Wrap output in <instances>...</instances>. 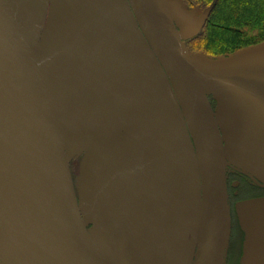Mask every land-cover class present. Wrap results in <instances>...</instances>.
I'll use <instances>...</instances> for the list:
<instances>
[{
	"label": "water",
	"instance_id": "95a60500",
	"mask_svg": "<svg viewBox=\"0 0 264 264\" xmlns=\"http://www.w3.org/2000/svg\"><path fill=\"white\" fill-rule=\"evenodd\" d=\"M118 1L135 40L132 46L137 47L143 68L147 67L150 143L140 144L136 131L119 122L118 117L125 113L117 99H110L116 113L97 93L95 41L111 9L119 21L115 0H76L58 20L50 13L37 32L36 53L22 33V28L36 29L35 20L30 24L35 11H28L23 0H0V264H123L124 259L128 264H184L185 256L187 264L225 263L230 233L226 170L230 162L237 161L235 151L226 144L230 142L226 127L219 125L226 118L217 107L214 111L208 95L216 92L222 98L217 90L228 86L237 91L241 109L253 111L244 115L264 110V61L233 66L248 54L242 53L238 59H228L225 68L196 63L183 40L199 32L208 10L186 31L191 15L176 25L166 0ZM118 25L122 31L123 24ZM259 54L264 58V51ZM44 64L50 69V84H66L69 96L81 100L76 104L78 117L63 111L65 123L69 127L105 124L103 136L85 130L65 141L42 78ZM170 87L181 109L179 116L167 97ZM159 95L166 104L169 143ZM224 103L235 107L229 101ZM100 115L109 117L98 121ZM114 128L120 129L115 136ZM190 151L199 178L197 232L195 227L192 237L183 230L176 244H171L164 235L157 187L170 176L177 159L186 165ZM77 160L80 165L74 184L70 163ZM127 188L133 195L115 201L116 193ZM131 199L135 212L128 214L124 204ZM251 204L240 205L244 209L264 207V199ZM144 211L151 223L145 238L134 236L133 229L136 224L143 226L138 217ZM258 222L253 250L264 254V218ZM251 230L254 234L255 228ZM190 240L192 246L188 247Z\"/></svg>",
	"mask_w": 264,
	"mask_h": 264
},
{
	"label": "rangeland",
	"instance_id": "374dc122",
	"mask_svg": "<svg viewBox=\"0 0 264 264\" xmlns=\"http://www.w3.org/2000/svg\"><path fill=\"white\" fill-rule=\"evenodd\" d=\"M75 1L76 0H23L28 11L31 9L35 11V17L33 20L30 19V24L35 20L34 27L36 29L25 30L22 28V33L26 37L30 49H32L34 53H36L35 39L37 32L42 24L48 20L50 13H52L53 18H55L56 14L55 20H58L61 16L65 15ZM115 3L119 21H116L113 9H111L112 12L110 16L105 18L100 24L102 28L95 41L94 56L95 64L101 77V91L103 94L107 92L116 94L118 103L125 113V115L123 114L124 118H121V122L128 128L136 131L140 144H144L145 142L150 143L152 140V133L147 116L146 93L140 81V75L143 69L142 60L137 47L132 46L135 40L130 33V28L127 25L121 4L118 0H115ZM15 5L16 3H14V6ZM169 5L172 8L171 14L176 25H179L187 14L191 15L186 25V31H188L195 21L203 14L197 7L192 11H188L176 2H172V4ZM222 5H224V3H220L218 7L220 8ZM15 9H17L16 6ZM119 22L123 24L122 31L119 29ZM53 24L54 21L51 26ZM33 31L35 32V36H33ZM196 35L197 34L193 35L189 42L190 53L196 63L203 65L217 64L225 68L229 66L225 64L228 59H238L237 56L242 53L248 54L243 57L242 60H239V62L232 63L233 66H243L248 62L256 63L257 61H264V58H261L259 54V51H264V41L237 49L232 53L212 55L203 50V48H205L203 36ZM41 74L49 90L52 106L65 141H67L66 138L69 135L73 136L75 133L85 130H96L102 133L107 131L105 124L80 123L78 125L72 124L69 127V125L65 123L63 111L66 110L70 116L74 115L78 117L76 104H81V100H77L76 96H69V91L65 90V85L58 82H51L50 84V69L46 64H44ZM165 82L167 83L166 78ZM261 86L264 92V75L262 76ZM217 91L222 92V98L218 93L211 92L214 95L215 107H217L219 112L224 114L227 121L219 120V125L221 129L223 126L226 127V135L230 141L226 142V144H229L235 151V160L238 162L230 163L239 168H241L240 164H244L254 171L264 172V110L256 109L257 111L254 115H244L243 112L253 111H251L250 108H246L245 111L241 109L244 107H242V103L236 97V90L230 91L228 90V86H225ZM64 94H67L68 97H65ZM167 97L170 106L173 107V111L179 116L181 109L177 98H175L172 87H170V91L167 92ZM158 99L161 109L165 111L166 104L164 99L161 95L158 96ZM227 101L234 104L235 107L224 103ZM120 116L122 117V115ZM145 116L147 117L146 121L144 120ZM83 117L84 116H82L81 119ZM109 127L113 128L112 125H109ZM188 138L192 141L189 133ZM186 144L188 146V141H186ZM146 145L149 147L147 143ZM246 157H249V159ZM77 162L78 161L74 162L72 165H76ZM186 165L182 160L177 159L174 167L171 169L170 176L165 177L162 180V185L157 187V195L163 212L164 235L165 239H168V242L171 244H176L183 230L192 237L195 227L197 232L198 217L200 214L199 178L197 164L191 151L190 158L186 161ZM73 170L78 180L77 169L73 167ZM135 182L136 177L132 180L130 186H133ZM136 194H140L139 185L136 187ZM237 210L240 211V218L238 213V224L244 234V239L242 253L237 255L236 264H264V254H262L260 250L259 252L253 250V238L256 237L259 219L264 218V207L249 206L248 209H244L243 205L239 204ZM256 211H258L257 214L255 213ZM138 218L141 219L143 226L137 224L133 226L134 236L145 238L148 235V226H151V223H149L145 211L143 215ZM252 228H255L254 234L252 233ZM261 236L262 233L260 232V237ZM191 246L192 240L188 243V247ZM232 254L228 255L224 264H235ZM184 264H187L186 256L184 257Z\"/></svg>",
	"mask_w": 264,
	"mask_h": 264
},
{
	"label": "trees",
	"instance_id": "16d2710c",
	"mask_svg": "<svg viewBox=\"0 0 264 264\" xmlns=\"http://www.w3.org/2000/svg\"><path fill=\"white\" fill-rule=\"evenodd\" d=\"M166 2L170 4L176 2L188 11L196 7L202 12L208 10L197 35L203 36L205 41L203 50L209 54L232 53L264 41V0H166ZM220 3L224 5L219 8ZM191 39L192 37L184 40L189 52ZM240 235L239 231H235L234 243L232 241L231 254L233 253L235 264L240 250Z\"/></svg>",
	"mask_w": 264,
	"mask_h": 264
},
{
	"label": "flooded vegetation",
	"instance_id": "af4514ba",
	"mask_svg": "<svg viewBox=\"0 0 264 264\" xmlns=\"http://www.w3.org/2000/svg\"><path fill=\"white\" fill-rule=\"evenodd\" d=\"M13 3V2H12ZM94 64H95V59H94ZM96 65V64H95ZM145 71H147V67L145 66L142 69V74L140 75V81L142 83V85L144 86L145 89V93H146V81H145ZM97 73V82H98V88H97V93L99 98L101 99V101L104 103V105L108 108H111L113 111L116 112V109L114 107V100H110V99H117L116 94L109 92L108 94H103L101 91V77L98 73V70H96ZM149 74L151 77V81L153 84V88L156 87L155 81L153 76L150 73L149 70ZM54 78V77H53ZM166 84V88L168 90V85ZM66 85V84H64ZM83 88L84 91H88V88L86 86V84H83ZM68 89V86L66 85L65 90ZM72 89V88H70ZM73 91H75V89H72ZM208 97L210 98L211 103H215L214 102V98L213 95H208ZM214 106V111H216L215 109V105ZM148 110V109H147ZM117 113V112H116ZM164 117H163V121H164V131H165V136H166V142L169 143V136L167 134V126L169 123L168 120V116L166 113V110L163 111ZM109 117V116H106ZM106 117L103 116H98V121H103L105 120ZM149 117V115H148ZM112 119V117H110ZM121 118H124V116L122 115L118 117L119 122L121 123ZM122 124V123H121ZM122 125H125L124 123ZM126 127V126H125ZM120 129L114 128L113 134L114 136L119 134ZM95 133H97L98 135H102L103 133L100 131H96ZM173 136V133H172ZM192 144V142H191ZM193 148V146H189V148ZM140 152V150H139ZM141 154V153H140ZM142 155V154H141ZM154 160L157 159V157L155 155H153ZM249 159V157H246ZM77 164L76 165H72L74 162L76 161H71L70 163V170L72 171V178H73V182L74 184L76 183V175H74V170L73 167L75 169H77V174L79 171V165H80V161L77 160ZM142 163V159L140 158L139 160V165H141ZM72 165V166H71ZM232 166V167H231ZM230 167L227 168L226 170V193H227V202H228V206H229V215H230V236H229V242H228V248H227V256L226 259L228 257L229 254H231L232 251V241L234 243V237H235V231H239L240 232V250L238 255H240L242 253V245H243V239H244V234L241 230V227H239L238 224V212H237V206L239 204H250V203H254L251 205H256L258 204V200L260 201L261 199H264V172H257V171H251L250 169L241 166V169L247 171L249 174H243L242 172H240L239 170L235 169L234 165L231 164ZM125 195H130L132 196V190L127 188L125 190H120L116 193L115 195V201H118L119 198L124 197ZM257 202V203H255ZM124 206L126 207V211L129 214L130 213H134V204H133V200L131 199V201ZM116 209L118 211L119 206L116 205ZM103 210V208H102ZM123 217H125L124 215V209H123ZM117 261H114L113 264H117ZM123 264H128L127 260L124 259Z\"/></svg>",
	"mask_w": 264,
	"mask_h": 264
}]
</instances>
